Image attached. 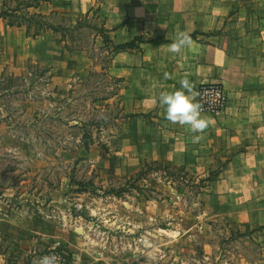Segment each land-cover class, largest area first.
<instances>
[{"label": "rangeland", "instance_id": "1", "mask_svg": "<svg viewBox=\"0 0 264 264\" xmlns=\"http://www.w3.org/2000/svg\"><path fill=\"white\" fill-rule=\"evenodd\" d=\"M57 4L63 9L66 0ZM64 16L52 19L70 23L77 15L65 10ZM100 18L91 11L93 22ZM76 31L88 42L79 50L97 67L73 73L60 87L47 63L28 61L23 70L0 75V176L15 189L11 196L21 191L26 213L37 215L28 214L27 224L37 230L31 234L38 245L45 244L42 256L53 248L69 264H264L257 228L211 202L210 183L195 184L207 173H184L159 159L141 161L134 171L114 162L108 139L121 115L112 95L118 81L103 70L111 49L101 37L92 44L89 28ZM13 147L19 152L6 149ZM155 161L156 170L136 175Z\"/></svg>", "mask_w": 264, "mask_h": 264}, {"label": "crops", "instance_id": "2", "mask_svg": "<svg viewBox=\"0 0 264 264\" xmlns=\"http://www.w3.org/2000/svg\"><path fill=\"white\" fill-rule=\"evenodd\" d=\"M57 1L38 8L75 14L96 9L115 43L139 37L133 46L114 51L103 68L118 81L113 96L121 115L108 139L114 162L128 171L157 159L187 172L217 170L205 194L229 217L257 228L264 252V0H99L96 5V0H66L63 9ZM181 31L192 37L193 48L173 54L167 45ZM47 35L59 43L55 31L33 37L1 18L0 75L23 70L28 61L47 63L53 85L60 87L73 73L97 67L85 51H68L62 39L52 45ZM157 37L164 39L152 40ZM183 77L195 91L201 82L214 81L227 92L222 110L202 112L209 127L199 143L192 142L198 133L171 124L159 105L160 92L179 90ZM14 192L0 176V264H32L45 244L38 245L31 234L37 230L27 224L37 215L26 213L21 191L11 196Z\"/></svg>", "mask_w": 264, "mask_h": 264}, {"label": "trees", "instance_id": "3", "mask_svg": "<svg viewBox=\"0 0 264 264\" xmlns=\"http://www.w3.org/2000/svg\"><path fill=\"white\" fill-rule=\"evenodd\" d=\"M48 1V0H0V18H4L9 25L23 26L25 31L30 36H35L39 33V31L44 30L46 28H50L52 31H58L62 35V40L65 42L67 47L72 49H86L88 46V42L83 39L81 40L79 36L82 32H77L76 30H80L83 28H89L92 36V44H95V38L101 37L102 43L107 45L108 48L111 49L110 55L118 50L127 47H131L134 44L136 39L139 37H135L129 41L115 43L111 37L110 31L111 29L105 25V21L103 18H100V21L97 23L91 20V11L88 10L81 14H76L75 18H71L70 23L65 22H56L52 18L56 16L57 18H67L64 16L65 11L52 9L48 12L39 11L36 8L39 4ZM34 8V10H31ZM93 13V12H92ZM74 14V13H73ZM61 15V16H60ZM97 16V14H96ZM98 17V16H97ZM73 21V23H72ZM110 60V57H109ZM109 62V61H108ZM105 68V67H104ZM115 91L112 93V95ZM159 162H152V164H146L145 168L141 167L136 171V175L140 174L141 178H144V173L150 171L149 166L158 167L157 164ZM168 166L169 163L165 162ZM174 169L183 170V167L172 165ZM184 173L187 171L184 169ZM217 170H212L205 177H199L198 181L195 184L200 183L199 186H206L210 183L215 175ZM170 174H174V171H169ZM202 187L201 189H203Z\"/></svg>", "mask_w": 264, "mask_h": 264}, {"label": "clouds", "instance_id": "4", "mask_svg": "<svg viewBox=\"0 0 264 264\" xmlns=\"http://www.w3.org/2000/svg\"><path fill=\"white\" fill-rule=\"evenodd\" d=\"M194 41L185 32H178L172 43L168 44V50L173 54H180L184 49H192ZM168 77V74H165ZM180 89L174 92L162 91L159 94V105L165 110V119L173 125L187 126L188 130L198 135L192 137L193 143H199L203 139V133L209 127V120L202 117L203 105L197 101L199 92L195 91V85L187 78L179 80ZM32 264H61V258L54 253L34 258Z\"/></svg>", "mask_w": 264, "mask_h": 264}, {"label": "built area", "instance_id": "5", "mask_svg": "<svg viewBox=\"0 0 264 264\" xmlns=\"http://www.w3.org/2000/svg\"><path fill=\"white\" fill-rule=\"evenodd\" d=\"M197 92H199L200 95L196 99L203 105V111L218 112L226 105L227 92L220 82H201L197 88ZM52 249L49 255L54 253L61 258V264H69L64 260L62 250Z\"/></svg>", "mask_w": 264, "mask_h": 264}]
</instances>
